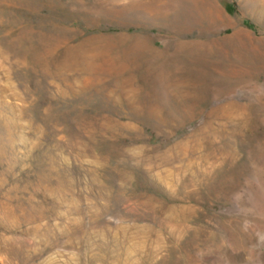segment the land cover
<instances>
[{
  "label": "rangeland",
  "instance_id": "obj_1",
  "mask_svg": "<svg viewBox=\"0 0 264 264\" xmlns=\"http://www.w3.org/2000/svg\"><path fill=\"white\" fill-rule=\"evenodd\" d=\"M152 2L0 0V264H264V0Z\"/></svg>",
  "mask_w": 264,
  "mask_h": 264
},
{
  "label": "bare ground",
  "instance_id": "obj_2",
  "mask_svg": "<svg viewBox=\"0 0 264 264\" xmlns=\"http://www.w3.org/2000/svg\"><path fill=\"white\" fill-rule=\"evenodd\" d=\"M170 5L172 4L176 10H174V20H178L179 15H180V5H181V1L182 0H167ZM167 1H164V3H160L157 0H153L152 5H145V9L144 8H140V10H142L143 14L141 15L143 18H149V17H155V16H159L160 19L166 20L167 16L165 13V5L166 3H168ZM186 2H192L193 0H185ZM141 13V11H139ZM188 11H186V14ZM181 13H185L184 10H181ZM203 15H205V17L207 19H210V21H214V16L212 14V12H210L208 9L204 8L203 10ZM142 18V19H143ZM199 46V45H198ZM214 91V90H213ZM207 95V94H206ZM228 113V112H227ZM177 113L173 112L170 115L175 116ZM190 118V117H189ZM188 118V119H189Z\"/></svg>",
  "mask_w": 264,
  "mask_h": 264
}]
</instances>
